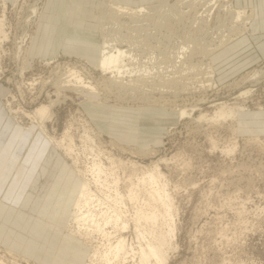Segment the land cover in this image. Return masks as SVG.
<instances>
[{
  "label": "rangeland",
  "instance_id": "obj_1",
  "mask_svg": "<svg viewBox=\"0 0 264 264\" xmlns=\"http://www.w3.org/2000/svg\"><path fill=\"white\" fill-rule=\"evenodd\" d=\"M106 1L0 0L6 31V36L0 37V85L6 89L0 95V112L3 111L0 113V255L7 262L15 259V264L40 261L50 264L57 259L60 264H85L92 249L88 241L75 235L77 239L71 238L66 233L68 230L61 229L78 185V179L68 169L72 159L69 156L61 159L59 150L37 132L53 146L39 150L40 146L30 137L25 138L17 127L23 130L22 124H30L29 118L19 113L21 106L31 110L39 101L46 100V91L52 92L49 82L41 88L37 80L41 77L45 80L55 65L87 60L93 82L102 79L101 73L92 67L96 66L101 41L97 10L104 11L110 0ZM111 1L136 8L141 1L149 0ZM203 2L194 0L189 9L185 5L151 7L143 13L144 22L151 19L153 23V26L148 23L146 30L159 34L163 44L174 51L184 42H188L189 48L206 44L221 25H218L217 9L212 11L210 19L203 20L207 19L204 14L207 2ZM33 4L37 8L28 24V35L24 42L22 39L26 51L20 76L18 45ZM120 16L122 20L128 18L125 14ZM239 38L244 42L230 48ZM251 40L245 33L214 51L212 57V53L207 57L194 53L190 59L202 64L200 70L176 66L174 71L167 69L170 72L161 73L174 80L172 92L164 93L166 100L173 99L172 102L126 103L111 95H106L108 102L102 98L99 102H88L85 95L76 97L70 91V98L57 105L54 117L46 122L48 132L58 136L69 120L77 128L72 131L78 135L79 122L86 117L99 134L96 143L115 155L143 164L158 157L167 158L160 167L176 207L174 247L169 248L167 264H264V74L259 75L258 81H241L247 71L264 68V59L242 66L252 54ZM206 69L212 72V82L204 80ZM32 78L37 82L34 88H29L26 82ZM17 83L23 89V97L19 96ZM242 89L252 91L240 95ZM38 90L40 97L36 102L31 101ZM221 102L242 105L246 113L234 120L195 119L200 111L211 113ZM190 105L194 107L190 114H179L178 107L190 108ZM260 108L263 114L258 118ZM8 118L17 127L8 126ZM77 135L76 145L82 149ZM112 141L117 145H112ZM137 147L154 150L145 156L129 152ZM80 160L84 162L86 155L81 153ZM16 162L21 164L18 163L21 168L17 173ZM11 252L17 256L13 257ZM72 258H78L79 262L71 261Z\"/></svg>",
  "mask_w": 264,
  "mask_h": 264
},
{
  "label": "bare ground",
  "instance_id": "obj_2",
  "mask_svg": "<svg viewBox=\"0 0 264 264\" xmlns=\"http://www.w3.org/2000/svg\"><path fill=\"white\" fill-rule=\"evenodd\" d=\"M193 2L194 0H158L155 3H140L134 8L110 0L104 11L97 10L96 16L101 41L96 66L92 68L101 73L99 77L102 79L98 81L99 83L91 79V67L87 60L67 61L63 62L62 66L54 64L55 67L51 68L45 80L42 77L37 80L40 81L41 88L46 82L53 87L51 93L46 91L44 94L47 97L46 100L39 101L31 110H25L22 106L18 110L19 113L29 118L27 120H30L29 125L23 126L22 124V129L32 133L41 132L61 151L64 157L69 156L72 159L70 165L81 178L65 229L72 235L79 236L92 244L85 264L168 263V251L169 248L174 247L172 240L176 234L174 221L176 207L172 194L169 192L165 174L160 167L161 163H166L167 158L158 157L143 164L134 159H123L115 155L110 149L96 143L99 134L86 117L79 122L78 129L81 133L78 135L72 131L77 128L69 120L58 136L48 132L46 122L54 117V108L70 98L68 94L70 91L76 94V97L85 95V100L88 102H99L100 98L108 102L109 95L126 103L131 101L153 104L163 100L172 102L173 99L166 100L164 93L172 92L171 87L174 86L172 85L174 80L161 73L170 72L169 69L174 71L176 66L200 70L202 64L199 61H192L191 55L199 53L207 57L208 54L225 46L236 37L249 33V23L254 16L251 8L236 7L232 0H205L207 4L203 8L205 7L204 14L207 19L203 18V20L206 22L210 19L212 11L217 9L221 11V14L217 11L220 19L218 25L221 27H217L218 32L216 36L211 37L210 42L190 45V48L188 42H184L178 51H174L172 47L167 48L156 32L146 30L145 26L149 25L148 23L153 26V23L151 19H147L149 22H144L143 13L151 7L165 9L167 6L177 8L178 5H185L189 9ZM36 8L35 5L31 6L32 13L26 16L24 29H22L23 35L18 45V55L21 51V55L17 58L21 61L18 67L20 76L24 71L26 51L25 44L22 45V39L24 42V38L28 35V24L33 20ZM199 12L202 13V10ZM122 14L128 18L122 20L120 18ZM4 15L2 11L0 15V37L2 38L6 36ZM206 65L207 68L210 67L208 62ZM210 73L212 72L204 70V80L207 83L212 82L213 75ZM260 74H264V68L252 69L241 76V81L250 79L258 81ZM196 79H194L195 82ZM37 81L32 78L26 83L28 87L30 86L29 88H34V83ZM17 85L19 96L23 97L20 83ZM177 86L179 88V85ZM194 86L192 89L195 90L196 85ZM247 91L248 89H242L240 95H245ZM251 91L248 92L251 93ZM5 92L6 89L0 85V95H4ZM39 93L40 90L31 101L36 102L40 97ZM187 107H178L179 114L183 116L194 110L193 106ZM241 113H246L242 105H228L221 102L211 113L200 111L195 119L207 122L228 118L234 120L233 118L236 119ZM262 114L260 108L258 118ZM238 121L240 120L237 119ZM16 125L19 124L16 123ZM76 135L82 149L76 145ZM116 143L111 142L112 145ZM119 147L125 149L122 146ZM152 150L154 149L146 150L137 147L129 152L145 156L153 152ZM81 153L86 155L84 162L80 160ZM79 161H82L80 165ZM125 233H130L131 236H126ZM12 255L15 257L16 254L12 253ZM3 258L0 257V264H15V259L7 262L8 259L6 261Z\"/></svg>",
  "mask_w": 264,
  "mask_h": 264
},
{
  "label": "crops",
  "instance_id": "obj_3",
  "mask_svg": "<svg viewBox=\"0 0 264 264\" xmlns=\"http://www.w3.org/2000/svg\"><path fill=\"white\" fill-rule=\"evenodd\" d=\"M108 1L109 0H107L106 3ZM149 1H151V0H149ZM149 1H141L140 3L149 2ZM232 2H233V4L236 7L251 8L253 10V12H254L253 19L249 23V33H246L248 35V38H250V40L252 39L251 40V43H252V45H251L252 52L251 53L252 54L247 58V61H245V63L242 66H244L246 64H250V63H255L258 60L264 59V0H232ZM140 3H138V4H140ZM125 5H127V4H125ZM128 6H130V5H128ZM236 38H238V37H236ZM235 39H233V40H235ZM241 42H244V40L242 38L241 39L239 38V39H237V41H235V43L233 42L229 46H230V48H234V46H236V44H239ZM229 43H227V44H229ZM98 46H99V44H98ZM229 46H227L225 48H229ZM218 50H216V51H218ZM222 52H224V49H223ZM98 54H99V47H98ZM98 54H97V57H98ZM213 55L214 54L212 53L211 57ZM211 61H212V59H211ZM91 105H93V104H91ZM0 110H1V108H0ZM1 112L3 113V111H1ZM8 121L11 123V124L9 123L10 125L8 124V126H11L12 125L13 127H17L15 125H13V123L10 121L9 118H8ZM17 129L21 132V134H23L25 136V138L28 139L30 137V139L34 140V143H37L36 146L37 147L40 146L38 148L39 150L43 149L45 146H51V147H53L52 145H50L46 141V139L44 138L45 136L42 137L40 134H37V132H39V131H36V132L32 133L31 131L21 130L19 127H17ZM53 148H56V147L54 146ZM56 149H58V148H56ZM59 153H60L61 159L66 160V157H64V155L61 153L60 150H59ZM16 163H17L16 164V167L17 168H15V173H17L18 169L21 168V166H19L20 163L19 162H16ZM68 169L71 170V172H72L71 176L76 177L78 179V185H77V189H76V194H75V196L73 198V202H72L71 207H70V210H71L72 209V206H73V203L75 201L76 195L78 193V188H79V185H80V182L81 181H80L79 175L75 172V170L73 169V167L70 164L68 165ZM70 210H69V213H68V216H67V220H66L65 226L61 227L62 231H66L65 227H66V225L68 223ZM66 233H68V236H70L71 238H74V239L76 238L71 233H69V232H66ZM70 260L71 261L72 260H76V263L79 262L78 258H72ZM39 264H46V263H43V262L40 261ZM50 264H60V263L58 262L57 259H54L53 262L50 263Z\"/></svg>",
  "mask_w": 264,
  "mask_h": 264
}]
</instances>
